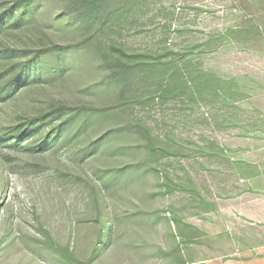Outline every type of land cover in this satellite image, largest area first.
<instances>
[{"label": "rangeland", "instance_id": "rangeland-1", "mask_svg": "<svg viewBox=\"0 0 264 264\" xmlns=\"http://www.w3.org/2000/svg\"><path fill=\"white\" fill-rule=\"evenodd\" d=\"M17 1L0 0V138L24 136L0 142V264H264V0L119 2L88 49L66 0L14 28ZM53 44L76 65L5 92ZM104 61L144 64L127 102ZM63 105L95 125L67 144L66 116L28 129Z\"/></svg>", "mask_w": 264, "mask_h": 264}, {"label": "trees", "instance_id": "trees-1", "mask_svg": "<svg viewBox=\"0 0 264 264\" xmlns=\"http://www.w3.org/2000/svg\"><path fill=\"white\" fill-rule=\"evenodd\" d=\"M131 1L132 0H66L64 11L66 12V15L70 17V23H80L79 26L90 35L84 40L83 44H81V46H86L85 48L88 49L90 48L89 43H91L89 38L96 35L108 22H110L111 19L115 18L114 15L116 10L119 9L117 3H125V6H129ZM42 3L43 0L17 1L15 4L19 6L16 9L18 15L13 14V17L9 20L8 26L19 28L21 25L30 23L32 20L31 18H33L41 9ZM2 18L3 16H0V20H2ZM3 24L4 22L0 23V27L4 28ZM98 37V35L95 36V38L100 41ZM102 44L103 43L98 44V46L95 47V51L101 53L102 50L103 52ZM111 49L117 51L122 56H127L122 48L118 49L116 47H111ZM79 53L80 51L77 50L69 52L68 48L58 44H53L52 49L47 51H39L27 64H18L15 66L14 75L9 80L7 86L9 88L5 89V92H16L22 84L30 82H33L31 84H35L44 80L47 81L49 77H51L50 79H55L58 74H65L71 69L70 67L72 65H76ZM105 65L109 69V74L105 82L115 88L118 102H127L133 97L137 87L140 86V82L138 83L136 79H138L141 76V73L145 71L143 68L144 64L135 63L128 65L126 63L123 64L122 62L110 61L106 62ZM68 108L69 107L65 105L56 107L49 113L43 114L39 118L32 119L28 129L38 131L42 125L49 124L52 121L62 119L66 116L67 120H64L57 130L56 140L58 141L60 138L63 144H67L69 140H72L70 139V135L74 134L75 141L76 136L89 131V129L95 125L93 120L97 115V112L95 111L92 115H87L86 110H70L69 112H65ZM16 137H18L19 140L21 139L20 137H24L22 128L16 129L13 134L1 136L0 139L2 140H0V142H3L6 139H15ZM15 145L18 146L19 142ZM8 146H11V144ZM78 147V144H74V157L77 155H85L87 152L86 150H82L81 152L78 150ZM115 179H118V177L116 176ZM112 181L104 182L102 186L94 190V194L99 197L107 194V190L112 186ZM112 225L113 221L109 219L108 222L104 224L103 232L100 231L99 239L100 243H102V247H106L111 242Z\"/></svg>", "mask_w": 264, "mask_h": 264}]
</instances>
